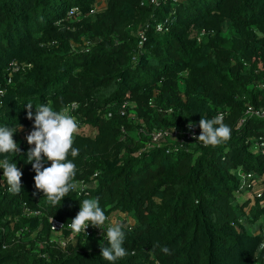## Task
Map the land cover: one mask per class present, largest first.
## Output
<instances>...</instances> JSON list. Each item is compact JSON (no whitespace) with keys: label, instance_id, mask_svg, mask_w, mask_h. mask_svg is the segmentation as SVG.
Returning <instances> with one entry per match:
<instances>
[{"label":"trees","instance_id":"1","mask_svg":"<svg viewBox=\"0 0 264 264\" xmlns=\"http://www.w3.org/2000/svg\"><path fill=\"white\" fill-rule=\"evenodd\" d=\"M142 1L0 0V124L30 132L24 105L34 113L48 102L97 129L74 133L75 187L55 205L35 188L32 146L14 133L22 190L9 192L0 170V264H109L106 237L71 228L85 196L108 218L135 219L122 225L126 255L114 264H264V118L246 115L264 108V0ZM224 109L230 137L198 142L201 115ZM189 124L198 135L186 140ZM169 129L176 138L153 141ZM247 174L262 187L253 201ZM27 209L38 216L25 221ZM41 225L44 242L30 237Z\"/></svg>","mask_w":264,"mask_h":264},{"label":"clouds","instance_id":"2","mask_svg":"<svg viewBox=\"0 0 264 264\" xmlns=\"http://www.w3.org/2000/svg\"><path fill=\"white\" fill-rule=\"evenodd\" d=\"M73 104L75 102H72ZM29 111L27 116L33 121L31 131L26 135L27 143L32 146L24 154L27 163H30L35 172L33 177L35 188L43 192V197L55 205L62 202L66 194L75 187L70 182L75 175V164L67 159L69 152L75 157L79 153V148L73 147L74 133L80 127L76 117L72 114L70 106H65L59 110L48 102H42L35 107V112L31 111V104L24 105ZM19 125L18 128H20ZM18 128L0 124V170L3 172L8 191L17 194L22 190V171L17 167L14 160L9 156L20 151L19 145L13 139ZM201 132L197 137L198 142L204 145H217L227 140L231 135L229 125L223 123L222 114H216L211 118L201 115L199 120ZM8 154V155H5ZM51 162L48 164V162ZM47 165V166H46ZM33 195H37L36 192ZM53 217H50L52 221ZM108 219L105 211L99 204L98 198H87L80 201L79 211L71 220V228L75 232L83 231L92 225L99 227L104 225ZM106 235V245L100 246V255L103 260L114 264L119 258L126 255L123 247L125 232L118 222H113L103 232ZM154 244L153 247H157ZM165 253L169 251L167 246H162Z\"/></svg>","mask_w":264,"mask_h":264},{"label":"rangeland","instance_id":"3","mask_svg":"<svg viewBox=\"0 0 264 264\" xmlns=\"http://www.w3.org/2000/svg\"><path fill=\"white\" fill-rule=\"evenodd\" d=\"M105 5H106L105 1H102L100 4H97L96 7H97L98 11H101V10H103L105 8ZM89 45H91V44H89ZM76 119H77V121L80 120L79 117H76ZM20 131H22L24 133L25 137L29 133V131L26 128H20ZM96 132H97V129L96 128H93L92 126H90L88 124H83V125H80V127H79V129H78V131L76 133L77 134L78 133L85 134V135H93ZM166 132L168 133L167 136H169V135L170 136H173L174 135V134H172V130L171 129L167 130ZM154 133L155 132L152 133V137H153V134ZM173 137L176 138L177 136L174 135ZM165 140H166V138L164 140L162 139V140H160V141H158L156 143H160L161 141L163 142ZM150 145H152V143H150ZM32 146H34V145H32ZM243 175H244V173L241 174V176H243ZM258 189L261 191L262 187H260V188L257 187L255 189L253 187V189L247 190L244 193V196L243 197H246V198L248 197V199H250V200L253 201L255 199L256 191ZM27 213L28 212L25 211V214H24L25 221H28L31 218L30 215H28ZM241 219L243 220L241 222L242 225L245 226V227L247 226L248 228H250L252 230V232H257V231L260 230L259 229V223H255L253 225H250L248 219H246L245 217H241ZM113 222H118L121 225H124V226H127V227L132 226V225H135V223H136L135 222V219L133 217H131V215L127 214V213H119V212L118 213H113L112 216H110L105 221L104 225L101 226L102 229H100L99 227H96V226L93 227V230H92V233H91L92 234L91 237L94 238V239H101L103 237H106V235L103 232L106 229V227L109 226ZM42 228H43V225H41V227L39 228V230L33 232L30 237L31 238H37L38 240L40 239L39 240L40 242L46 241L47 240V235L45 233L39 234V232H40V230ZM62 235H59L61 237L60 238V243L62 244L63 247H65L64 244L66 243L67 240L64 239L62 237ZM55 236H58V235H55ZM73 242H76V238H73Z\"/></svg>","mask_w":264,"mask_h":264},{"label":"built area","instance_id":"4","mask_svg":"<svg viewBox=\"0 0 264 264\" xmlns=\"http://www.w3.org/2000/svg\"><path fill=\"white\" fill-rule=\"evenodd\" d=\"M147 2L148 3H153V4H157L158 3L157 0H143L142 4H145ZM75 13H77V9H75V8L72 9V11H70L71 15H73ZM140 38H141L140 44H142L143 40L145 39V36H144L143 33H140ZM124 107H125V105H124ZM219 114H222V119H223L226 116L227 111L224 109L221 112H219ZM246 115H247V117L264 118V108H256L254 106H249L247 108V110H246ZM244 121L245 120H242L241 122H244ZM167 135H168V133L166 131H156L153 134V141L154 142H158V141L164 139ZM197 135H198V133H197L196 127L191 125V124H189L187 126L186 131H185V138L184 139H186V140L193 139ZM257 146H258V148L262 147L263 150H264V141L259 142L257 144ZM246 178L250 179V181H249L250 185H252V187H254V189L257 188V187L260 188L258 186V184H257L256 179L254 178V176L252 174H247ZM261 193H262V189H261V191L259 189L256 191V195L257 196H260ZM26 211L30 212L31 214L37 215V216H38V213H39L38 211H32L31 212V211H29V209H27ZM31 214H29V215H31ZM50 225H51L52 231H54L56 233H61L62 230L64 229V223L61 222L60 220L56 219V218H52V221H50ZM80 232L84 233L83 231H80ZM91 233H92V228H91V226H88L85 229V234L89 236V235H91ZM64 245H66V243Z\"/></svg>","mask_w":264,"mask_h":264}]
</instances>
